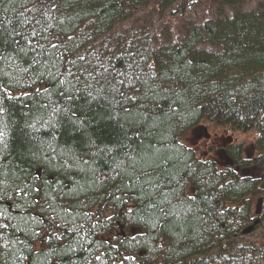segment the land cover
Instances as JSON below:
<instances>
[{"label": "trees", "instance_id": "16d2710c", "mask_svg": "<svg viewBox=\"0 0 264 264\" xmlns=\"http://www.w3.org/2000/svg\"><path fill=\"white\" fill-rule=\"evenodd\" d=\"M249 1L0 0V264H264ZM198 128L255 154L219 169Z\"/></svg>", "mask_w": 264, "mask_h": 264}, {"label": "rangeland", "instance_id": "374dc122", "mask_svg": "<svg viewBox=\"0 0 264 264\" xmlns=\"http://www.w3.org/2000/svg\"><path fill=\"white\" fill-rule=\"evenodd\" d=\"M264 0H251L249 3H247L248 8H255L257 4ZM243 144L244 148V156L245 158H250L254 156L255 154V138L248 137V136H241V137H235L233 135H229L225 132L215 130L212 131L207 130L206 128H198L197 130H193V132H190L188 139H187V146L192 147L194 150H199V148H203L205 151L204 158L210 161H213L219 169H226L231 167L232 168V162L228 155L226 154V150L228 147L236 144ZM236 170L240 175L247 176L251 175L254 177H261V171L257 169L249 170ZM259 204L257 207V213H260V205L262 199L258 198L256 202Z\"/></svg>", "mask_w": 264, "mask_h": 264}]
</instances>
